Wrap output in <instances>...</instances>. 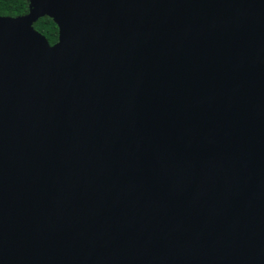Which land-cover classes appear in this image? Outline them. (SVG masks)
I'll return each instance as SVG.
<instances>
[{"label": "water", "instance_id": "water-1", "mask_svg": "<svg viewBox=\"0 0 264 264\" xmlns=\"http://www.w3.org/2000/svg\"><path fill=\"white\" fill-rule=\"evenodd\" d=\"M28 1L0 16V264H264V0Z\"/></svg>", "mask_w": 264, "mask_h": 264}, {"label": "trees", "instance_id": "trees-1", "mask_svg": "<svg viewBox=\"0 0 264 264\" xmlns=\"http://www.w3.org/2000/svg\"><path fill=\"white\" fill-rule=\"evenodd\" d=\"M29 11L28 0H0V16L16 17ZM38 31L43 33L51 44H55L59 37V28L50 17H43L35 23Z\"/></svg>", "mask_w": 264, "mask_h": 264}]
</instances>
